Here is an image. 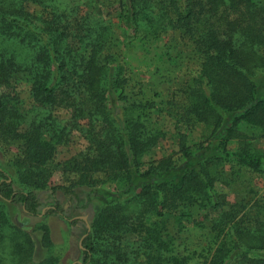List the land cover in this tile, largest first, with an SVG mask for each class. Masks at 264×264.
Wrapping results in <instances>:
<instances>
[{"label":"trees","instance_id":"1","mask_svg":"<svg viewBox=\"0 0 264 264\" xmlns=\"http://www.w3.org/2000/svg\"><path fill=\"white\" fill-rule=\"evenodd\" d=\"M28 2L48 12L31 15L25 10ZM118 2V17L134 34L158 39L178 32L189 41L200 68L181 92L183 105L169 104L177 109L178 128L202 127L205 139L186 147L180 135L178 153L188 162L184 172L157 179L174 168L173 154L159 160L152 156L164 137L149 121L154 105L125 101L126 69L109 53L110 25L95 10L79 14L77 4L68 0H0V42L28 50V58L19 62L0 46V141L21 142L17 179L0 166V199L37 217L34 191L48 184L56 145L76 132L86 147L62 169L77 180L52 187V194L60 191L73 208L84 210L97 186L112 184L114 193L90 221L80 240L82 258L72 264H188V257L173 251L165 224L169 216L189 218L193 212L218 213L208 229L221 239L208 264H264V218L255 211L239 218L237 212L221 213L225 196L215 190L217 183L236 180L228 163L264 175V154L253 144L264 140V96L256 82L257 73L264 76V0ZM16 73L31 83L39 108L31 116L4 99ZM52 109L67 110L69 118L57 121ZM230 144L236 145L232 151ZM75 186L87 191L81 194ZM256 207L252 204L250 211ZM63 213L58 202L45 211ZM32 249L29 235L10 222L0 205V264H31ZM39 264L57 262L48 257Z\"/></svg>","mask_w":264,"mask_h":264},{"label":"rangeland","instance_id":"2","mask_svg":"<svg viewBox=\"0 0 264 264\" xmlns=\"http://www.w3.org/2000/svg\"><path fill=\"white\" fill-rule=\"evenodd\" d=\"M70 4H77L79 14L95 10L96 15L106 21L112 30L109 38L110 51L113 59L121 63L126 69L125 77V101L149 102L154 105L150 110L149 121L151 125L164 132V137L154 147L152 156L159 160L173 154L175 166L168 173H160L157 179H175L179 177L187 166V161L179 152V138L184 136L186 147H195L205 139L202 127L186 129L178 128L175 123L174 113L169 103L176 106L183 105L181 92L185 85L192 83L200 68L198 57L191 51L190 43L180 37L178 32H169L158 39L143 38L138 33L134 34L126 29L118 17V0H68ZM25 10L34 16H45L48 11L36 4L28 2ZM1 49L9 55H13L19 62L28 58V50L20 45L0 42ZM115 63V62H114ZM256 82L260 96H264V76L256 74ZM31 83L25 74L12 75L6 88L4 99L8 101L20 114L31 116L38 110L30 94ZM57 121L69 118V112L64 109H52L50 111ZM24 131V126L19 128ZM20 141L16 140L8 144L0 141V166L14 179H17V161L20 158ZM255 149L264 154V140L253 142ZM86 147V142L78 133L72 132L67 140L56 145V155L52 165V175L44 188L35 189V195L40 204L39 215L28 217L19 204H10L0 199V205L7 213L10 222L23 232L27 233L32 241L31 264H39L45 258L52 257L57 264H72L81 260L80 240L89 228L90 221L103 206L105 197L114 193L112 184H101L96 187L94 198L87 209H75L68 199L57 191L52 194V187L76 182L77 175L66 172L62 164L70 158L80 154ZM236 147L230 144L228 150ZM194 162V159L190 160ZM189 167V166H188ZM236 172V180L229 185L215 184V190L225 196V206L221 213L236 214L240 217L244 214L264 218V175L256 174L246 169H239L231 163L227 168ZM228 168V169H229ZM227 169V170H228ZM145 179L144 181H148ZM142 184L144 181L136 179ZM74 189L81 194L87 190L81 186ZM81 201H85L82 195ZM58 202L64 213L62 215H45L48 207ZM257 207L250 211L252 204ZM255 211V212H254ZM217 212H193L189 218L176 219L173 216L166 218L165 228L169 236L173 237V251L181 256L188 257V264H208L214 250L218 246L219 239L208 229L210 219H216ZM80 219L77 224L70 221ZM180 222H179V221ZM48 232V245L42 244L44 228ZM225 233V232H224ZM174 252V253H175Z\"/></svg>","mask_w":264,"mask_h":264}]
</instances>
